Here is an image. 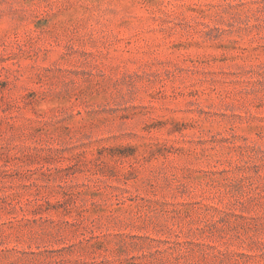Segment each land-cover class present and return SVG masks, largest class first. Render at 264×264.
<instances>
[{
	"label": "rangeland",
	"instance_id": "rangeland-1",
	"mask_svg": "<svg viewBox=\"0 0 264 264\" xmlns=\"http://www.w3.org/2000/svg\"><path fill=\"white\" fill-rule=\"evenodd\" d=\"M0 264H264V0H0Z\"/></svg>",
	"mask_w": 264,
	"mask_h": 264
}]
</instances>
